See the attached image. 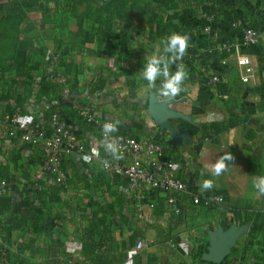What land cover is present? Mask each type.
Listing matches in <instances>:
<instances>
[{"label":"crops","instance_id":"obj_1","mask_svg":"<svg viewBox=\"0 0 264 264\" xmlns=\"http://www.w3.org/2000/svg\"><path fill=\"white\" fill-rule=\"evenodd\" d=\"M27 2L33 0H0V20ZM36 2L21 26V36L31 46L30 64L36 66L31 83L23 85L24 78L0 72V180L7 184L1 198L0 264H91L82 246L93 218L109 224V254L121 258L118 264H211L202 259L209 231L218 225H247L248 234L245 216L264 217V193L253 186L264 177V0H151L147 15L130 0ZM201 11L214 16L216 37L203 33ZM231 22L253 27L261 36L258 46L248 50L254 77L247 84L240 82L233 58L222 51L240 37L239 30L229 29ZM173 33L188 35L189 46L170 71L182 64L187 78L183 91L166 99L149 90L140 73ZM214 74L220 84L209 88L204 81ZM58 75L67 79L65 96L57 87ZM150 96L170 102L168 108L184 116L168 122L186 132L181 140L151 117ZM17 103L24 120L43 127L51 113H63L76 127L79 145L97 148L99 160L85 163L76 152L64 155L66 187L47 179L44 191L35 193L31 184L41 147L9 138L2 124ZM80 106L116 123V135L162 141L188 194L176 205H168L165 194L152 196L154 209L143 208V213L151 212L146 223L125 177L102 167L112 155L95 129L77 116ZM211 124L217 125L215 132L209 130ZM225 153L232 159L215 175L213 165ZM205 179L213 181L211 189H202ZM214 195H223L224 205L192 203L194 196ZM247 234L236 243L237 254L232 256V250L223 264H264V227L248 249ZM140 240L147 247L138 252Z\"/></svg>","mask_w":264,"mask_h":264},{"label":"built area","instance_id":"obj_2","mask_svg":"<svg viewBox=\"0 0 264 264\" xmlns=\"http://www.w3.org/2000/svg\"><path fill=\"white\" fill-rule=\"evenodd\" d=\"M207 6V5H206ZM198 18L203 22L202 30L206 35L217 36L214 16L208 11L197 13ZM232 28L239 30V40L223 46L222 51L229 54L235 64L236 73L241 83L247 84L254 77V69L251 64L250 55L246 50L258 46L260 33L250 26H238L232 24ZM56 83L62 96L67 90V79L63 76H56ZM220 84V77L211 75L206 80V86L211 88ZM77 116L86 124L91 125L99 138L107 145L113 143L118 148L116 159L113 154L111 159L102 162V167L112 174L124 176L127 181V188L130 196L135 201V209L144 221L150 220V213H143V208L150 211L154 209L152 196L159 192L171 193L175 198L168 202L175 204L184 194H188L185 183L176 175L174 163L164 155V144L156 139H138L129 135L106 134L104 125L112 123L109 119H101L91 112L86 106H80L76 110ZM9 138L19 135L21 141L30 146L41 147V164L38 171L32 177V189L40 191L43 183L50 179L55 185L66 187L67 175L62 167L63 156L76 152L85 163H92L99 160V150L90 148L85 150L78 143L77 129L61 112H54L49 117L48 128L33 124L22 117V110L14 107L6 112L2 119ZM7 188L5 181L0 182V198ZM192 203L204 208L222 206L225 203L222 195L200 198L194 196ZM176 205V204H175ZM175 212L179 209L175 207ZM2 222L0 220V233ZM143 241H138L135 250L140 252L146 249Z\"/></svg>","mask_w":264,"mask_h":264},{"label":"trees","instance_id":"obj_3","mask_svg":"<svg viewBox=\"0 0 264 264\" xmlns=\"http://www.w3.org/2000/svg\"><path fill=\"white\" fill-rule=\"evenodd\" d=\"M130 1L132 2V4H134V6H136L137 4L142 5V6L138 5L137 8H134L142 15L149 14L150 10L152 9L151 0H130ZM36 4H37L36 0H33L32 3H28V2L21 3L15 9L14 15L5 16L0 20V72L2 74L13 72L17 77L24 78L23 85L26 86L31 83L33 79L32 72L36 69V66L30 64L31 58L29 55V51L31 46L28 41L22 38L21 26L24 23V20L27 16L26 15L27 9ZM233 23L234 22L228 24L230 30L234 29L232 28ZM238 26L240 27V26H248V25L238 24ZM234 30H238V29H234ZM246 52H248V50H246ZM207 78L204 81L205 85ZM14 107L20 108L22 110L19 103H17L16 106ZM13 108L9 109L7 112H10ZM51 114L49 116H51ZM33 124L39 125L37 123H33ZM48 125H49V120H48ZM48 125L45 128H48ZM208 128L210 131L215 132L217 129V125L211 124ZM16 137H19V135H17ZM1 181L4 180L2 179L0 180V182ZM44 187L45 186L43 183L42 190L34 191V192L35 193L43 192ZM161 193L162 192H159L157 194H161ZM162 194L166 195L164 197L165 198L164 200L168 205H169L168 200L173 197L175 198L174 194H168V193H162ZM1 198H0V214H1ZM244 223H247L251 226L245 241L246 249H248L254 245L255 237L262 231L264 227V217L261 214H248L244 218ZM96 235H97V239L95 240ZM111 243H112V236H111V229L109 224H107L104 219H100L99 221H94L93 218L84 233L82 254L85 257H88L91 264H118V262L121 261V258H116L114 256H110L109 254L111 250V249L109 250V245H111ZM235 254H237V250H233L232 256H235Z\"/></svg>","mask_w":264,"mask_h":264},{"label":"clouds","instance_id":"obj_4","mask_svg":"<svg viewBox=\"0 0 264 264\" xmlns=\"http://www.w3.org/2000/svg\"><path fill=\"white\" fill-rule=\"evenodd\" d=\"M163 51L156 55H152L143 65L140 73L141 78L146 81L149 90H156L160 97L171 99L179 95L183 91V84L187 78V73L182 64L177 65L175 71H170V67L182 60L186 49L189 46V37L186 34L173 33L166 37L163 41ZM160 81L157 86V81ZM106 134L117 131L116 123H107L104 125ZM116 159H119L118 148L113 143L106 145ZM229 153H225L213 165L214 174L219 175L225 168L226 160H231ZM253 186L259 193H264V177H258L253 181ZM203 190L213 187L211 179H205L201 185Z\"/></svg>","mask_w":264,"mask_h":264},{"label":"water","instance_id":"obj_5","mask_svg":"<svg viewBox=\"0 0 264 264\" xmlns=\"http://www.w3.org/2000/svg\"><path fill=\"white\" fill-rule=\"evenodd\" d=\"M168 101L160 102L158 98L150 96L148 103V111L152 118L162 125L163 129L170 132L173 138L177 141L186 135V132L174 130L168 122L175 119L184 118L180 113L169 109ZM248 226L244 225L235 229L234 225L228 229H224L218 225L215 231H209V247L202 259L211 264H223L225 260L231 255L238 240L247 234Z\"/></svg>","mask_w":264,"mask_h":264}]
</instances>
